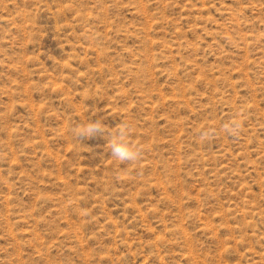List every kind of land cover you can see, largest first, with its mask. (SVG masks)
I'll list each match as a JSON object with an SVG mask.
<instances>
[{
	"label": "rangeland",
	"instance_id": "1",
	"mask_svg": "<svg viewBox=\"0 0 264 264\" xmlns=\"http://www.w3.org/2000/svg\"><path fill=\"white\" fill-rule=\"evenodd\" d=\"M0 264H264V0H0Z\"/></svg>",
	"mask_w": 264,
	"mask_h": 264
},
{
	"label": "clouds",
	"instance_id": "2",
	"mask_svg": "<svg viewBox=\"0 0 264 264\" xmlns=\"http://www.w3.org/2000/svg\"><path fill=\"white\" fill-rule=\"evenodd\" d=\"M225 130L230 135H235L239 132V123L233 122L231 124L224 125ZM73 135L80 141L84 139H90L96 136L98 133L104 131V127L100 120H90L86 124L77 125L72 128ZM129 128L127 125L118 127L114 134H109L108 145L110 154L116 160L124 162H135L140 157V150L138 147L132 145L128 141ZM202 136H207L208 133H201Z\"/></svg>",
	"mask_w": 264,
	"mask_h": 264
}]
</instances>
